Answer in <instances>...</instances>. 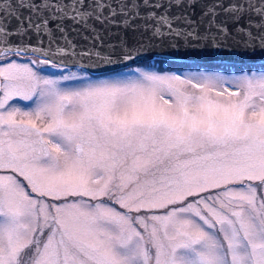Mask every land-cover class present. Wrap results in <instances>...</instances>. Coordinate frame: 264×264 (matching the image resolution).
Listing matches in <instances>:
<instances>
[{
    "label": "snow or ice",
    "instance_id": "6c2138e0",
    "mask_svg": "<svg viewBox=\"0 0 264 264\" xmlns=\"http://www.w3.org/2000/svg\"><path fill=\"white\" fill-rule=\"evenodd\" d=\"M0 4V264H264V71H119L89 51L99 78H54L33 67H55L46 58L18 62L29 48L11 39L53 18L127 28L142 6L153 38L203 39L169 14L192 0ZM220 7L202 13L210 27ZM224 11L264 21V0ZM245 35L264 51V32ZM119 46L125 62L143 49Z\"/></svg>",
    "mask_w": 264,
    "mask_h": 264
},
{
    "label": "water",
    "instance_id": "95a60500",
    "mask_svg": "<svg viewBox=\"0 0 264 264\" xmlns=\"http://www.w3.org/2000/svg\"><path fill=\"white\" fill-rule=\"evenodd\" d=\"M8 2V0H6ZM39 2V0H36ZM91 2V0H86ZM118 0H112L117 3ZM131 2V0H126ZM143 5V0H137ZM156 2V0H152ZM167 4L168 0H161ZM189 0H184L187 5ZM247 0H192V7H172L170 15L177 17L175 27L184 31L195 29L199 37L206 38H188L164 36L156 39L152 36V27L154 21L146 19V16L153 9L141 7L140 16L131 21L129 27H121L119 23L111 24L107 21L103 24L94 19L88 21V26L80 23H74L70 19L53 18L48 24L49 33L37 37L35 32H27L23 36H12V41L16 44L23 43L29 48L27 56L46 58L54 64L64 67H79L92 74H102L103 65L97 66L93 59L83 55L85 52H99L101 55L111 54L113 60L117 61L113 67L116 70H122L133 65L147 63L153 60H172L186 62L191 64H222V65H260L264 64V51L259 47H244L243 41L246 39L247 31L253 34L264 32V21L255 12L244 11L243 13L225 12L224 8L231 4H244ZM259 3V0H254ZM219 4L218 15L215 24L211 27L208 24V18L202 13L208 5ZM4 7L0 4V8ZM156 11H163L158 9ZM24 15H28L27 12ZM47 13L44 14L47 17ZM185 17L190 18L194 23L189 25L185 23ZM39 17L33 16V20ZM117 22L123 17L113 18ZM217 25L222 26L221 31ZM12 27H16V21H12ZM95 35L100 39L94 38ZM125 40L130 48L143 49L134 60L122 61V51L119 41ZM32 48H38L46 57H40L39 54L33 55ZM61 49L67 50L65 54H60ZM74 51L75 55L72 54Z\"/></svg>",
    "mask_w": 264,
    "mask_h": 264
},
{
    "label": "rangeland",
    "instance_id": "374dc122",
    "mask_svg": "<svg viewBox=\"0 0 264 264\" xmlns=\"http://www.w3.org/2000/svg\"><path fill=\"white\" fill-rule=\"evenodd\" d=\"M18 62H26L29 59H37L34 56H26L22 58H17ZM35 69H37L41 74L48 75L54 78H58L62 72L65 70H70L72 72L77 73L78 75H86L92 79H96L99 77H96L92 75L90 72L82 69V68H69V67H63L59 65H33ZM144 68L146 70L154 71L159 74H172V73H179V74H189V73H197V72H205V73H219L221 75H224L226 77H231L233 75L239 74L241 72L245 71H255V72H262L263 69H253V68H231V67H222V68H195L191 66H187L184 62H178V61H172V60H154L150 61L148 63H142L130 66L128 68L119 70V71H129L130 68ZM23 103V102H21Z\"/></svg>",
    "mask_w": 264,
    "mask_h": 264
},
{
    "label": "trees",
    "instance_id": "16d2710c",
    "mask_svg": "<svg viewBox=\"0 0 264 264\" xmlns=\"http://www.w3.org/2000/svg\"><path fill=\"white\" fill-rule=\"evenodd\" d=\"M187 64L188 66H194V67H197V68H222V67H231V68H234V67H237V68H253V69H263L264 68V64H260V65H253V66H229V65H221V64H208V65H201V64H188V63H185Z\"/></svg>",
    "mask_w": 264,
    "mask_h": 264
},
{
    "label": "bare ground",
    "instance_id": "6f19581e",
    "mask_svg": "<svg viewBox=\"0 0 264 264\" xmlns=\"http://www.w3.org/2000/svg\"><path fill=\"white\" fill-rule=\"evenodd\" d=\"M35 57V56H34ZM36 58H38V57H36ZM45 65H51V64H45ZM55 65H57V64H55ZM201 65H204V64H201ZM59 66H61V65H59ZM64 67V66H63ZM69 68H73V67H69ZM75 68V67H74Z\"/></svg>",
    "mask_w": 264,
    "mask_h": 264
},
{
    "label": "flooded vegetation",
    "instance_id": "af4514ba",
    "mask_svg": "<svg viewBox=\"0 0 264 264\" xmlns=\"http://www.w3.org/2000/svg\"><path fill=\"white\" fill-rule=\"evenodd\" d=\"M52 65V64H51ZM48 66H50V65H48Z\"/></svg>",
    "mask_w": 264,
    "mask_h": 264
}]
</instances>
